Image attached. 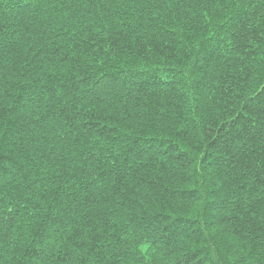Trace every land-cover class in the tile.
Wrapping results in <instances>:
<instances>
[{
	"label": "trees",
	"instance_id": "trees-1",
	"mask_svg": "<svg viewBox=\"0 0 264 264\" xmlns=\"http://www.w3.org/2000/svg\"><path fill=\"white\" fill-rule=\"evenodd\" d=\"M0 264H264V0H0Z\"/></svg>",
	"mask_w": 264,
	"mask_h": 264
}]
</instances>
